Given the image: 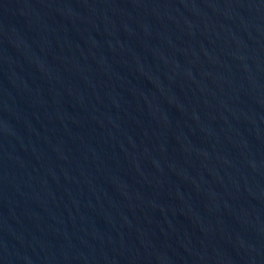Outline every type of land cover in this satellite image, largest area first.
<instances>
[{"label":"water","instance_id":"95a60500","mask_svg":"<svg viewBox=\"0 0 264 264\" xmlns=\"http://www.w3.org/2000/svg\"><path fill=\"white\" fill-rule=\"evenodd\" d=\"M0 264H264V0H0Z\"/></svg>","mask_w":264,"mask_h":264}]
</instances>
